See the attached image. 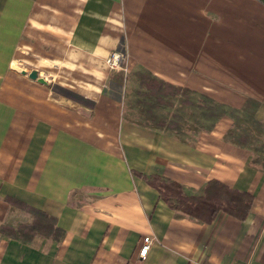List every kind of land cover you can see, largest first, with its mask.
Segmentation results:
<instances>
[{"label":"crops","instance_id":"0c3cea01","mask_svg":"<svg viewBox=\"0 0 264 264\" xmlns=\"http://www.w3.org/2000/svg\"><path fill=\"white\" fill-rule=\"evenodd\" d=\"M35 58L60 65L61 94L12 68ZM140 73L189 96L145 101ZM200 95L264 119V0H0V227L33 220L13 198L64 232L0 233V264H264V168L227 140L230 117L199 116ZM139 175L191 196L217 180L254 201L244 222L204 224Z\"/></svg>","mask_w":264,"mask_h":264},{"label":"trees","instance_id":"16d2710c","mask_svg":"<svg viewBox=\"0 0 264 264\" xmlns=\"http://www.w3.org/2000/svg\"><path fill=\"white\" fill-rule=\"evenodd\" d=\"M138 79L140 86L146 90L141 94L145 101H161L163 98L161 93L166 92V96H164L166 98L165 105H168L169 99L176 95L189 96L190 93L189 90L173 88L147 73H140ZM168 90H171V92H168ZM196 107L199 116L208 121L214 122L224 116L230 117L233 120V130L229 135L239 145L247 143V141L240 142V132L235 134L234 128L236 129L240 123L238 111L227 108L204 95L199 96V103ZM139 176L158 192L161 200L171 210L204 224L213 223L219 214H225L244 222L249 216L254 201V197L250 193L239 192L217 180H211L206 184L202 196H191L177 182L159 176ZM6 201L17 209L30 214L33 220L31 224H22L16 229L2 226L0 227L1 234L23 243L32 241L35 236L50 238L54 241H59L63 237L64 232L57 227L55 218L13 198H6Z\"/></svg>","mask_w":264,"mask_h":264},{"label":"rangeland","instance_id":"374dc122","mask_svg":"<svg viewBox=\"0 0 264 264\" xmlns=\"http://www.w3.org/2000/svg\"><path fill=\"white\" fill-rule=\"evenodd\" d=\"M121 63H122V57L119 63L120 68L116 70H121L122 68ZM12 68L16 71H25L27 74H29L31 71H36L38 73V76L44 79L47 82V84L51 86V88L55 93L58 94L62 93L61 90L62 86L60 84L61 78L59 77L61 75V68L58 63H48L42 61L36 62V58H35V61L33 63L15 62L13 63ZM125 88H126L125 92L127 98L128 94H131L130 92L131 90H133V88L128 89V86ZM130 101H131L130 99H126L125 110L128 108L130 109L132 107ZM172 106L173 107L176 106V108L177 109L179 108V110L181 109L182 113L184 112L183 114L187 116L189 115L188 112H185L184 107L182 108L179 107V104L173 103V105L171 104V107ZM168 109H166L165 112L169 114L171 109L170 110ZM133 113L137 114L136 110ZM190 114H191V118L193 119L195 117L198 118V113L195 110L192 109ZM197 123H198L197 129L199 130H205L210 128L209 124L205 125L204 123H201L198 120ZM234 130H235V134L239 132L241 133L239 137L240 142L247 141L246 143L248 145L247 149L251 152L252 163L259 168H264V119L258 120L256 114L253 111L245 110V112L240 113L239 126L236 129L234 128ZM227 140L229 142L234 141L230 137H227Z\"/></svg>","mask_w":264,"mask_h":264},{"label":"built area","instance_id":"2783aa9c","mask_svg":"<svg viewBox=\"0 0 264 264\" xmlns=\"http://www.w3.org/2000/svg\"><path fill=\"white\" fill-rule=\"evenodd\" d=\"M120 55L118 53H112L110 54V56L108 57V59L106 60V64L107 66L111 69V70H116L119 69V63H120ZM151 245V240L149 238H144L142 245L139 249V257L142 259H145L148 252H149V248Z\"/></svg>","mask_w":264,"mask_h":264},{"label":"water","instance_id":"95a60500","mask_svg":"<svg viewBox=\"0 0 264 264\" xmlns=\"http://www.w3.org/2000/svg\"><path fill=\"white\" fill-rule=\"evenodd\" d=\"M22 73L25 74V72H22ZM28 78H29L30 80H35V81H37L38 83L43 84V85L47 84V82H46L44 79H42V78H40V77L38 76V73H37L36 71H31V72L28 74Z\"/></svg>","mask_w":264,"mask_h":264}]
</instances>
